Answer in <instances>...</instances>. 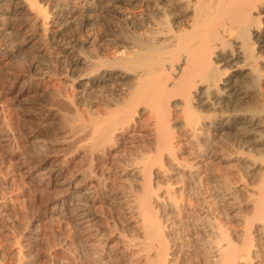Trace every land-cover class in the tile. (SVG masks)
<instances>
[{
	"label": "bare ground",
	"instance_id": "bare-ground-1",
	"mask_svg": "<svg viewBox=\"0 0 264 264\" xmlns=\"http://www.w3.org/2000/svg\"><path fill=\"white\" fill-rule=\"evenodd\" d=\"M27 49L3 72L42 97L18 103L33 152L5 168L43 203L0 264H264V0H0V59ZM57 220L76 240L39 249Z\"/></svg>",
	"mask_w": 264,
	"mask_h": 264
},
{
	"label": "rangeland",
	"instance_id": "rangeland-1",
	"mask_svg": "<svg viewBox=\"0 0 264 264\" xmlns=\"http://www.w3.org/2000/svg\"><path fill=\"white\" fill-rule=\"evenodd\" d=\"M123 8L121 9L122 12L123 11L126 13L131 12L129 7L127 8L125 6V8L124 9ZM137 11L136 12L133 11V13L134 12L138 13ZM100 21L102 23V20H98L96 21L97 23L89 24L84 27L79 23H77L71 27H68L69 29H67V35L71 36L72 34V36H75V38L77 37L78 39H81L83 37V34L86 32L85 30L91 31L89 28H91L93 31L102 29L103 24H101ZM45 49L47 53L46 55H44L43 58V63H45L44 68L46 67V70H51L52 72L55 73L50 77V79L55 80L57 77H59L58 71L60 68L56 60V55L52 50L49 41L46 43ZM30 52L31 50L27 49L25 52L17 56H9L0 59V100L2 101L0 103L1 104L0 133L2 135H5V137L9 139L7 143H2V144L0 143V197L12 196L11 198L14 204V208L11 211H9L7 216L3 217V220L0 223V238H21L28 221L30 220L32 215H34L40 210L43 203L42 196L38 195V193H36L31 186H28L26 184L23 185L22 181L18 178L16 174L14 175L11 174L5 168V165L8 163V160L10 159L8 156L9 153L13 152L15 156H19V154L21 155L22 152H29V153L33 152L32 146L30 142L26 140V137L23 132L25 131V128H27L28 126L30 127L34 126V123L26 122V125L23 124V122L20 120L22 118H19L20 104L18 103L19 102L24 103L23 104L24 106H28V104L30 105L31 103H34L36 101H41L42 97L35 93H29L23 97H20L17 100L16 91H15L16 89L13 91L11 90L12 88L10 87L11 86L10 82L6 79L3 72L5 68H11L13 70H23V71L26 70L29 67V62L31 61L32 58L30 56L31 54ZM20 99L22 100L20 101ZM236 145H239V143L235 144V146ZM260 152L261 151L258 152L257 150H255V152L252 154H254V157L264 158V150H262L261 153ZM12 178L14 179L13 181L11 180ZM4 180H7L8 182L5 183ZM18 192L21 194H19ZM16 193L19 194L18 200L14 199ZM226 212H225L226 215L228 214L227 215L228 219L224 220V218L222 217L223 220L222 224L226 227L229 226V229L231 228L233 231L238 232V230L241 229V224L237 222V217L233 215L234 211H231L229 208H227ZM232 215L233 217H230ZM50 226H51L50 229L46 228L45 230V234L43 237L45 238V240L44 243L41 242L42 245L39 243V247H38L39 249L42 250L43 247H45V245L46 247L47 245H52V246L54 245L53 247H56L55 243H57L58 237L66 240L73 239L72 237H74L73 235L74 231L69 224L57 220ZM74 239L76 240V238ZM78 244L80 245L81 242L76 241L75 244H73V248L76 249ZM79 262L80 260L78 258L73 261V264H81Z\"/></svg>",
	"mask_w": 264,
	"mask_h": 264
}]
</instances>
